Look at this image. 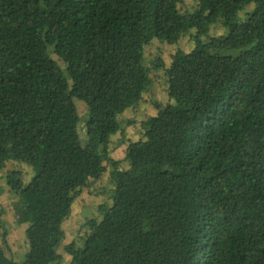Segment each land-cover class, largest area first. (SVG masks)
Listing matches in <instances>:
<instances>
[{
    "label": "trees",
    "instance_id": "16d2710c",
    "mask_svg": "<svg viewBox=\"0 0 264 264\" xmlns=\"http://www.w3.org/2000/svg\"><path fill=\"white\" fill-rule=\"evenodd\" d=\"M191 8L0 0V172L31 168L7 174L27 241L19 261L0 203V264L62 262L63 224L107 171L110 203L65 245L70 264H264V0ZM188 34L169 64L146 58ZM161 79L167 101L114 159L123 114Z\"/></svg>",
    "mask_w": 264,
    "mask_h": 264
},
{
    "label": "rangeland",
    "instance_id": "374dc122",
    "mask_svg": "<svg viewBox=\"0 0 264 264\" xmlns=\"http://www.w3.org/2000/svg\"><path fill=\"white\" fill-rule=\"evenodd\" d=\"M186 5L192 10L194 0H185ZM211 33H220V30H214ZM195 42L192 40L190 34L183 37L176 44H167L159 40H154L146 48V58L153 59L160 55L169 64L171 56L179 49L190 51L194 47ZM160 73V71H159ZM165 81L163 79L157 80L152 89L144 94L142 101L136 108L127 110L121 120L122 125L119 132L113 136V143L111 145V156L116 160H123L126 155V149L130 142L138 140L144 131L143 122L151 116L157 114L158 110L154 106V101H167V92L165 91ZM78 110L81 115L85 113V105L78 102ZM85 121L82 120L80 124V135L84 140L86 138ZM127 163L122 161L121 167L124 168ZM23 169L22 178L24 181H29L31 177V168L19 163L9 164L5 170L0 172V203L6 207L4 212V220L7 222L8 240L12 248L13 255L20 261L24 255L26 248V227L27 224L18 225L15 223V213L13 203L16 200L15 194L11 192L8 185L7 174L10 170ZM110 170V167H108ZM110 183L109 171L98 180H94L92 186L84 189L82 194L78 197L74 204L71 216L64 222L63 229L66 237L59 248L64 256V259L59 264H70V255L65 251V245L69 244L73 239L77 238L84 230L83 224L86 220L98 215L99 206L104 203H110Z\"/></svg>",
    "mask_w": 264,
    "mask_h": 264
}]
</instances>
